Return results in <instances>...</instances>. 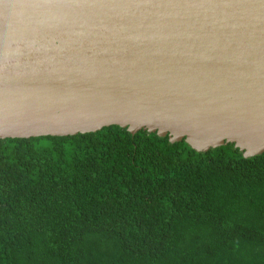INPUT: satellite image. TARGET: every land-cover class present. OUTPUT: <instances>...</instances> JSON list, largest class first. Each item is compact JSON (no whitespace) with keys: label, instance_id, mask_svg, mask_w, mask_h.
Segmentation results:
<instances>
[{"label":"water","instance_id":"1","mask_svg":"<svg viewBox=\"0 0 264 264\" xmlns=\"http://www.w3.org/2000/svg\"><path fill=\"white\" fill-rule=\"evenodd\" d=\"M264 152V0H0V139L103 127Z\"/></svg>","mask_w":264,"mask_h":264},{"label":"trees","instance_id":"2","mask_svg":"<svg viewBox=\"0 0 264 264\" xmlns=\"http://www.w3.org/2000/svg\"><path fill=\"white\" fill-rule=\"evenodd\" d=\"M0 264H264V152L118 126L0 139Z\"/></svg>","mask_w":264,"mask_h":264}]
</instances>
